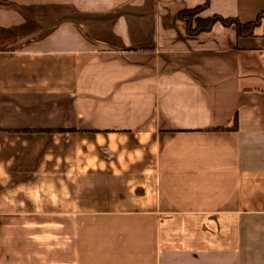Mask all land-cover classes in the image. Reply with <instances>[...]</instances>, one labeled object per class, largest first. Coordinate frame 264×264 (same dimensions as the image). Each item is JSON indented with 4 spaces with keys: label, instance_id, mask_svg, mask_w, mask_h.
Here are the masks:
<instances>
[{
    "label": "crops",
    "instance_id": "crops-1",
    "mask_svg": "<svg viewBox=\"0 0 264 264\" xmlns=\"http://www.w3.org/2000/svg\"><path fill=\"white\" fill-rule=\"evenodd\" d=\"M204 2L0 5V264H264V22Z\"/></svg>",
    "mask_w": 264,
    "mask_h": 264
},
{
    "label": "trees",
    "instance_id": "trees-1",
    "mask_svg": "<svg viewBox=\"0 0 264 264\" xmlns=\"http://www.w3.org/2000/svg\"><path fill=\"white\" fill-rule=\"evenodd\" d=\"M8 1L9 0H0V5H5ZM210 1L211 0H205L204 4L201 6L180 11L179 18L186 23L188 35L196 36L203 32L210 31L216 23L220 22L226 27L235 26L239 37H250L256 35V30L264 22V12L259 14L256 20L246 24H242L236 18H224L219 15H214L209 18H201L200 14L210 6ZM237 127L236 119L235 126L230 129V131H235Z\"/></svg>",
    "mask_w": 264,
    "mask_h": 264
}]
</instances>
